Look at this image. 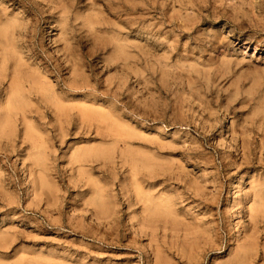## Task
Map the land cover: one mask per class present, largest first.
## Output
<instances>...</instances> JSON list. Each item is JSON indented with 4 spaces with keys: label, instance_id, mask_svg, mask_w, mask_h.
Instances as JSON below:
<instances>
[{
    "label": "rangeland",
    "instance_id": "rangeland-1",
    "mask_svg": "<svg viewBox=\"0 0 264 264\" xmlns=\"http://www.w3.org/2000/svg\"><path fill=\"white\" fill-rule=\"evenodd\" d=\"M250 137L264 0H0V264H264Z\"/></svg>",
    "mask_w": 264,
    "mask_h": 264
},
{
    "label": "bare ground",
    "instance_id": "bare-ground-1",
    "mask_svg": "<svg viewBox=\"0 0 264 264\" xmlns=\"http://www.w3.org/2000/svg\"><path fill=\"white\" fill-rule=\"evenodd\" d=\"M24 63V62H23ZM23 66V65H22ZM24 67V66H23ZM13 77V76H12ZM20 81V80H19ZM16 87V86H15ZM12 106V105H11ZM15 106V105H14ZM14 108V107H13ZM8 110V109H7ZM5 129V128H4ZM251 139L248 140L247 144L243 145L241 150L243 153L241 154L242 158V165L245 166V168H251V167H257L262 166L264 168V157L261 155H257V147L253 146V144L257 141H255L254 137H250ZM262 141V140H261ZM244 143V142H243ZM261 151V150H260ZM262 154V153H261ZM147 167V166H146ZM261 168V167H259ZM250 170V169H249ZM238 173V172H237ZM262 174V173H261ZM263 175V174H262ZM232 178V177H230ZM256 195V194H255ZM248 197V196H247ZM249 200V199H248ZM255 207V206H254ZM260 223H264V219L257 218L253 220V225L255 227L259 226ZM261 228V227H260ZM251 229V228H250ZM256 229V228H255ZM254 235V234H253ZM264 235V234H263ZM251 246V245H250ZM252 247V246H251Z\"/></svg>",
    "mask_w": 264,
    "mask_h": 264
}]
</instances>
